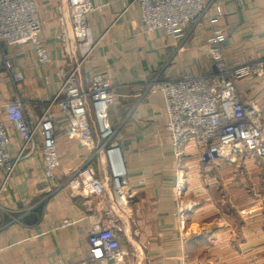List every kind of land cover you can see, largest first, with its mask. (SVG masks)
<instances>
[{"label":"crops","instance_id":"obj_1","mask_svg":"<svg viewBox=\"0 0 264 264\" xmlns=\"http://www.w3.org/2000/svg\"><path fill=\"white\" fill-rule=\"evenodd\" d=\"M216 28L227 36L223 56L228 66L264 61V0H207ZM43 23L41 37L53 62L39 65L29 45L8 47L5 56L23 71L12 83L2 74L0 105L22 101L32 126L60 88L57 71H70L81 60L75 47L57 39L69 27L66 0H36ZM90 35L96 45L77 66L76 77L106 74L113 101L108 124L124 159L127 184L121 205L110 191V172L103 152L92 153L66 134L67 120L54 109V131L60 167L52 180L43 177L41 141L20 155L11 177L0 172V264H84L86 238L95 226L115 225L121 245L134 264H264V159L245 152L233 162L201 164L196 155L184 162L183 200L192 204L181 223L173 194L178 167L172 154L165 103L158 86L184 74L214 72L207 54L213 30L203 18L185 26L174 40L164 31L147 33L137 6L129 0H91ZM242 100L264 104V77L237 83ZM44 108V109H43ZM9 128L13 159L21 138ZM96 145L97 128H93ZM40 140V139H39ZM92 166L107 193L75 196L67 186L75 169ZM193 202H192V201Z\"/></svg>","mask_w":264,"mask_h":264},{"label":"built area","instance_id":"obj_2","mask_svg":"<svg viewBox=\"0 0 264 264\" xmlns=\"http://www.w3.org/2000/svg\"><path fill=\"white\" fill-rule=\"evenodd\" d=\"M242 1V0H237ZM69 27L57 39L66 49L75 47L81 57L70 71H57L60 88L49 100L34 124L27 123L24 104L20 101L0 105L6 122L18 133L22 149L13 159L8 151L9 128L0 119V172L6 182L14 172L20 155L27 147L41 141L44 180L53 179L60 167L54 131V109L67 120L66 134L92 153L103 152L110 172V191L118 204L125 203L127 184L124 159L113 143V131L108 124V110L113 101L112 85L106 74H95L83 86L76 77L77 66L96 45L90 35L88 16L94 11L91 0H66ZM137 6L147 33L164 31L178 41L184 37L185 26L198 24L211 8L207 0H129ZM206 17L212 27L207 40V54L214 72L207 76L184 74L179 79L164 81L158 86L165 103L166 130L170 136L172 154L178 173L173 194L177 216L181 223L192 205L183 202L185 191L184 162L196 155L201 164L215 160L233 162L240 154L249 152L264 159V104L253 99L242 100L237 83L244 79L264 77V62L230 67L223 56L227 36L216 28L222 11ZM43 23L38 16L36 0H0V83L6 74L12 83L23 81V71L13 66L5 56L8 47L29 45L39 65L53 60L41 37ZM97 128L98 146L93 128ZM67 186L75 196L103 197L105 183L96 177L92 166L75 169ZM126 204V203H125ZM121 230L115 225L95 226L86 238L88 257L84 264H134L132 254L120 242Z\"/></svg>","mask_w":264,"mask_h":264},{"label":"rangeland","instance_id":"obj_3","mask_svg":"<svg viewBox=\"0 0 264 264\" xmlns=\"http://www.w3.org/2000/svg\"><path fill=\"white\" fill-rule=\"evenodd\" d=\"M260 62H264V61H260ZM21 102H22V101H21ZM22 103H23V102H22ZM38 105H39V106L42 105L43 107L45 106V109H46L48 103H46V104H41V103H40V104H38ZM43 109H44V108H43ZM41 114H42V113H41ZM39 116H40V115H39ZM25 117H26V116H25ZM111 129H112V128H111ZM112 131H113V130H112ZM111 139H113V135H112ZM39 141H40V140L37 139L36 142H35L34 144H35L36 146H38V142H39ZM32 148H35V147H32ZM184 174H185V173H184ZM191 201H192V200H191ZM192 202H193V201H192ZM183 203H185V204H189V205H192L191 203H189V202H185L184 200H183L182 204H183ZM183 205H184V204H183ZM186 216H187V215H186Z\"/></svg>","mask_w":264,"mask_h":264}]
</instances>
